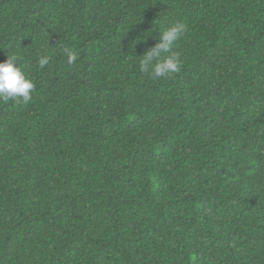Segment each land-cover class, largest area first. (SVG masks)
<instances>
[{
  "label": "trees",
  "instance_id": "1",
  "mask_svg": "<svg viewBox=\"0 0 264 264\" xmlns=\"http://www.w3.org/2000/svg\"><path fill=\"white\" fill-rule=\"evenodd\" d=\"M11 56L35 88L0 101V264H264V0H0Z\"/></svg>",
  "mask_w": 264,
  "mask_h": 264
},
{
  "label": "clouds",
  "instance_id": "2",
  "mask_svg": "<svg viewBox=\"0 0 264 264\" xmlns=\"http://www.w3.org/2000/svg\"><path fill=\"white\" fill-rule=\"evenodd\" d=\"M187 27L183 22H175L162 29L158 42L139 57V70L148 73L153 79L168 78L180 71L182 61L177 53L173 52L176 44L185 35ZM137 41L133 40L130 47H135ZM66 62L74 64L78 53L71 49H64ZM51 55L45 52L39 55L37 61L43 69L50 62ZM17 57H6L0 62V101L22 100L27 104L31 100V93L35 88L32 80L27 77L16 63Z\"/></svg>",
  "mask_w": 264,
  "mask_h": 264
}]
</instances>
